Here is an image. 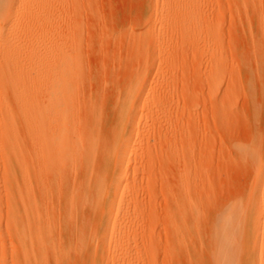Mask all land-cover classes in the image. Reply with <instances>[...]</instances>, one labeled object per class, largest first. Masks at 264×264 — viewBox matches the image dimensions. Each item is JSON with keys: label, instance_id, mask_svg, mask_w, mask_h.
<instances>
[{"label": "rangeland", "instance_id": "1", "mask_svg": "<svg viewBox=\"0 0 264 264\" xmlns=\"http://www.w3.org/2000/svg\"><path fill=\"white\" fill-rule=\"evenodd\" d=\"M49 1L53 10L52 17L48 16L52 20L50 37L61 48L64 43L74 47L72 53L64 45L60 55L77 64L72 67L78 76L72 119L78 136L92 123L90 112L97 108V131L107 145L118 94L143 76L151 96L158 97L156 105L160 103L166 112L160 125L150 124L147 130L145 116L137 122L138 131L143 132L140 148L148 146L149 153L130 179L135 191L123 255L110 251L104 263L87 257L98 218L87 206L70 213L63 207L68 194H80L84 178L80 161L77 168L73 165V176L60 178L58 185L55 181L56 197H50L48 190V200L43 202L47 208L40 210V217L53 235L52 247L62 255V264H260L261 259L264 264V202L261 205L260 197L250 195L256 165L264 159V0H198L203 22L214 31L210 34L202 25L195 41H188L179 29L188 30L186 22L180 26L181 15H169L161 0ZM161 22L167 30L159 34ZM69 53L74 55L72 61L67 58ZM218 56L223 64L214 80L212 64ZM141 107L137 115L142 113ZM16 124L13 139L18 137V149L23 145L19 151L26 146L21 154L27 157L22 155L21 160L30 161L26 134ZM0 139L4 141L2 136ZM140 148L131 160L140 158ZM1 151L3 145L0 157L5 160L7 153L4 156ZM4 160L0 159V264H20L22 258H18L20 262L15 258L20 247L17 249L11 236L10 215L16 207L21 214L28 203V196L24 195V203L23 196L21 202L17 196L28 195L29 175L25 174L26 189L17 171L13 176L15 171L7 170L11 162ZM27 161L22 162L24 166L30 163ZM182 181L190 187L186 192L192 191L183 194L179 189ZM92 247L97 249L98 244Z\"/></svg>", "mask_w": 264, "mask_h": 264}, {"label": "bare ground", "instance_id": "2", "mask_svg": "<svg viewBox=\"0 0 264 264\" xmlns=\"http://www.w3.org/2000/svg\"><path fill=\"white\" fill-rule=\"evenodd\" d=\"M50 2L52 3V1L49 0H0V89L3 90H0V133L2 134L0 136L4 139L3 142L1 141L2 139H0V143H3V149L4 152L7 153V157H11V159H9L10 161H8V159L6 160L7 157H5V160L11 162L9 165L12 167L7 168L8 162H6L5 168H7V170L13 169L11 170L13 172L15 171V174H12L13 176L16 175L17 171L18 174L16 176L19 175L22 180L20 183L28 182V175L30 182L29 189H27V184L25 183V188L30 190L28 191V195L26 193H20L21 196L15 195V197H13L14 199L17 196L18 200L21 202L19 198L23 196L22 202L24 203L25 196H28V199L26 198L28 203L24 206L23 214L17 213L16 210L18 211V209L16 207V210L14 209L10 215L11 236L16 239L12 238L14 241H17V244L14 242L17 249L20 247L17 250L18 253L15 252V258H22L20 264H45L48 260V256L53 259L54 264H62L65 262L64 260L63 262L61 261L63 258L61 254V256L58 255L59 251H56L57 249L55 250V248L52 247L53 235L50 233L51 231L48 230L47 226H45L47 229L44 228L40 217V212H43L40 210L47 208V205L43 206V202H47L48 200L46 196L48 190L50 189L51 191V195L48 194V196L50 195L51 197L56 194L54 193L57 190V188H55V181L58 185V183L62 182L61 180L57 183L60 178H68L66 176L72 175L73 165L74 169L77 168L76 162L80 161L83 171L82 177H84L82 178L83 181H81V191L78 189L80 194L78 197L74 196L76 194L73 195V192L68 194V199L64 201L67 202L65 205L63 204V207L65 208L67 206L66 209H68L67 211L70 213L79 209V206H87L88 208L90 207L91 213L97 216L96 218H98V220L96 219L97 223L95 229H93L94 234H92V236L94 235L93 240H89V243L92 244H88V246L90 245L88 251H86V249V252L83 251L86 253V256L88 255L87 257L94 258L98 263H104L110 256V251H112L115 256H121L125 252L124 244L128 241L126 238L129 235V224H131L130 199L133 198V192L135 191V186L130 184V179L136 174L138 166L141 164L144 165L146 162L144 158L145 154L149 153L148 149L146 150L148 146H146L145 149L143 148L144 150L142 147L140 148V138H142L143 132L138 131L137 122L140 118L145 116V121L147 122L144 125L145 130H147L150 124L153 125V127L156 124L160 125L158 122H161L160 118L162 116V118H164L166 112L164 108L158 106L160 103L156 105V103H158V97L156 99L154 94L151 96L152 89H150V85L144 79L145 77L143 74L142 76L144 78L141 77L136 79L118 94V102L113 108L115 121L112 120L114 123H112V132L108 134L111 136V139L109 141L107 140L109 142L107 145L103 143V137L101 138L97 131V108H92L91 105L90 107L93 109L90 112V114L92 113V116H90V118H92V123H89L86 127L84 126V129L82 127L84 124L82 122V125L78 123V126L80 125L84 130V133L83 130L81 134L79 133L80 135H84L78 136L76 133L77 131H75V119H72L74 115V90L77 88L76 84H78V76L76 75L75 69H73L76 62L74 61V65H72V62H69L70 60H65L64 55L61 56L60 53H62L63 50L61 49H63L66 44H62L63 47L61 48V43L50 37V27H48V24L52 21H49V18L52 17L50 12L53 11H50L52 7L49 5ZM161 2L166 6L169 15L172 13L181 15L182 19L180 21V26L184 27V22H186V28H188V30L184 28L179 29H183L188 41L189 39H196L202 25L206 27V30L209 31L210 34L214 31L207 22H203L205 20L200 16V8L197 5L198 0H161ZM196 6H198V9H196ZM171 7L174 8L170 10ZM164 24V22L160 23L158 27L159 34L167 30ZM70 47L71 46H66L64 50ZM72 48L74 47H71V49ZM66 51L65 55L67 54ZM72 51L73 49L71 52ZM72 53H69L67 58L71 59ZM222 64L221 57H215L212 64V77L214 80L219 75ZM159 102L161 101L159 100ZM139 106H142V113L137 115ZM113 112L110 115H113ZM101 115H103V113ZM102 118H100V120ZM112 118H114V116H112ZM17 122L23 127L21 128L19 125L20 129H24L23 132L26 134L24 137H27L25 142L27 146L29 145L28 159L30 158V161H27V158L21 160L26 155L21 154L22 152L24 153V150L27 151L26 146L23 148L24 150H21L22 152L19 151L23 145L18 149L19 145L16 146L18 137L16 136V140L13 139V134H17L18 128L15 129L18 125L16 124ZM100 124L102 123L100 122ZM21 139L23 140V138ZM2 145L0 146L1 148ZM139 148L142 152L140 158H138V156L134 158L133 156L134 160H131L130 156ZM26 151L25 153H27ZM4 152L1 154L5 156ZM252 154L253 153H251V155ZM22 155L23 157H21ZM1 158L4 160V157H0V159ZM250 159H252L251 162H255V158ZM24 161H27V163L30 162L26 165L28 167L24 166L22 163ZM78 164L79 163H77V165ZM146 165L147 164H145V166ZM256 166L254 185H252L253 188L250 195L253 198L260 197V204L262 205L264 202V159L260 161V163H257ZM23 167H25L29 173H26V170L24 173ZM149 168L147 169L148 171L150 170ZM10 172L9 174L12 173ZM106 173L108 177L105 176ZM75 174H77V172H75ZM186 177L185 181L187 180ZM180 179L182 180V175ZM49 180L53 182V185L51 183L49 184ZM186 182L182 181L179 188L181 189L180 191H183V194L189 187V185L187 186V184H185ZM14 183L16 184V182H13V184ZM49 185L53 188L48 187ZM21 187L25 189L23 188L24 186L21 185ZM149 187L151 186L149 185ZM78 190L75 191L77 194ZM189 191L186 193H189ZM39 200H42L41 204L43 206V208L41 206L40 209L39 206L41 204L39 205ZM18 203L19 201L14 205L17 206ZM18 212L21 211L19 210ZM47 221L46 218L44 225H47ZM85 224L86 222L84 225ZM18 244L20 246H18ZM93 244H98V247H96L97 249L92 247ZM78 252L79 250L77 253ZM253 254H255V251H253ZM91 258L88 259L91 260ZM17 261H19V259ZM49 262L51 263V260ZM259 263L262 264V259Z\"/></svg>", "mask_w": 264, "mask_h": 264}]
</instances>
